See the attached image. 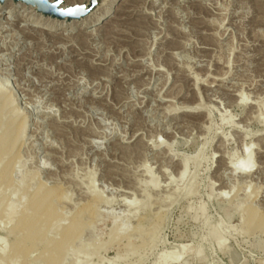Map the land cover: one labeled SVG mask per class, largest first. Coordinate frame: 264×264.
<instances>
[{"label": "rangeland", "instance_id": "obj_1", "mask_svg": "<svg viewBox=\"0 0 264 264\" xmlns=\"http://www.w3.org/2000/svg\"><path fill=\"white\" fill-rule=\"evenodd\" d=\"M89 3L63 0L59 9ZM30 7L0 2V87L28 121L13 180L36 176L67 194V219L93 204L92 190L101 195L106 204L90 209L81 242L93 249L103 241L104 264H156L182 252L172 264L264 263V236L243 235L239 223L245 208L264 212V0H99L71 21ZM105 9L104 22L91 26ZM247 146L251 173H233L229 164L245 160ZM191 179L196 197L184 198ZM131 200L138 209L124 205ZM163 220L151 251L117 258L127 250L124 241L109 244L117 225L130 224L137 247ZM140 222L145 239L134 233ZM2 227L0 238L10 226Z\"/></svg>", "mask_w": 264, "mask_h": 264}, {"label": "bare ground", "instance_id": "obj_2", "mask_svg": "<svg viewBox=\"0 0 264 264\" xmlns=\"http://www.w3.org/2000/svg\"><path fill=\"white\" fill-rule=\"evenodd\" d=\"M32 7L33 9H37V7ZM11 8L12 7H10V9ZM29 8L31 7L29 6ZM109 13L110 9H105V11H103L91 22V26L102 24ZM42 27L53 30V26L50 25H43ZM79 30L80 29H78L77 31ZM66 31H74V28L67 27ZM13 96L14 95H12L10 92L8 93L7 89L5 90V88L3 89V87H0V229L2 225L5 226L4 228L10 226L6 229V237L0 238V264H104V260L102 261V259H100V254L104 249L103 241L102 245L100 243L101 246L98 245L93 249V245L91 246V249H88L86 247L88 245L83 246L84 244H82L81 242L83 233L85 232L86 228L92 225L91 220H87V218L91 217L90 214L92 211H95L97 209V205L99 206L100 203L106 204V200H103V198L100 197L101 195H96V193L93 192L94 190H92V188V197L94 201L93 204L78 209L71 219H67L61 212V206H63L61 205V203L65 201V199H67V194L61 192V190L58 188H50L42 182L36 181V176H33L32 178L23 176L21 183H16L13 180V173L15 172L18 165H20L18 159V150L23 141L28 122L27 119H19L17 109L13 105ZM238 99L239 103H244L247 100L242 93ZM195 109L198 112L201 111V107L199 106ZM196 110H194L193 112H195ZM197 111L195 112L196 114L198 113ZM204 112H206L207 116L211 118V114L209 112L205 110ZM230 119L228 118V120ZM228 120L227 123L230 122ZM250 147L251 146H247V155L245 156V160L235 162L233 163V165H230L228 163V167L233 173H243L246 175L251 173V169L253 167V155L252 151H250ZM190 160L192 162L193 159ZM201 161L202 160L200 156L194 158L192 163L195 167H193L196 169ZM179 165L181 169L180 177L184 178L188 172L190 162L189 160H185L179 162ZM149 172V170H145V173H148V175ZM32 181H36L35 185L31 183ZM153 181H155V179H153ZM153 181L150 182L155 185ZM91 182L93 183V180ZM191 182L193 183H190L184 190V198L185 196H190V198L191 196L194 197L197 193V183L194 184L193 180ZM32 185L34 186V188ZM15 197L17 198L16 202L13 201ZM145 199L146 201H144L143 206H146L149 202L148 198ZM124 205L127 208L132 209L133 211L135 209H138V203L136 201L131 200L130 203L127 202ZM90 209H92V211ZM190 210V207L186 208V215L190 212ZM158 213L152 214H155L156 216L158 215ZM94 214H97V212H95ZM199 214H201V210L195 212L194 219H197ZM148 217L149 215H146L144 219H148ZM239 218V223L242 224V226H240L242 227L243 235L253 236L259 233L258 235L262 234L264 236V212H260L254 207H249L248 209L245 208L240 211ZM159 219L160 218H158V220ZM155 220H157V218H155ZM164 220L162 222L159 221L160 224H151V228L149 231L150 234L147 233L149 236L145 234L149 237V239L146 240L148 242H143L141 246L137 247H134L130 243L131 237L127 234L128 227L125 228L124 226L128 222H124L125 224L120 223L119 225H117L114 233L109 236V244H113L116 241L113 244L115 245L118 241H124L126 248L123 249H127L125 253H121L122 251L118 253L117 258L119 260H122L131 256H136L138 254H142L141 257H143L146 251L149 250V248L151 249V247L153 246L152 244L155 241L157 233L160 230L159 228L162 225L161 223H163ZM208 227H210V225ZM142 230V224L140 222V224L135 228L134 233H138V237L145 239L146 236L142 234ZM210 230L211 229H209V231ZM219 234L220 233L216 228L215 230L209 232L208 237L210 239H217L218 247L221 250L226 249V245L224 246V241L221 237H219ZM4 235L5 234L3 233V236ZM119 242L117 243V245L120 247L119 244L122 243ZM105 244H108V242H106ZM109 244L108 247L105 245V247L108 249L112 248L109 247ZM106 252L107 251H105L103 254H105ZM181 254L184 255V252H182ZM202 254L203 252L201 245V250H197L195 255L200 257ZM182 255L176 257L174 255L169 256L161 254L156 264H172L179 261ZM102 257L103 255L101 256V258ZM105 262L107 263L108 261ZM107 264L115 263L110 261Z\"/></svg>", "mask_w": 264, "mask_h": 264}, {"label": "water", "instance_id": "obj_3", "mask_svg": "<svg viewBox=\"0 0 264 264\" xmlns=\"http://www.w3.org/2000/svg\"><path fill=\"white\" fill-rule=\"evenodd\" d=\"M6 0H0L4 3ZM15 2H23L28 6L37 7L38 11L46 16H51L59 20L68 19L77 20L87 16L97 5L99 0H90L88 6H75L67 9H72L71 12L59 9L62 3H58L57 0L54 3H50L48 0H14Z\"/></svg>", "mask_w": 264, "mask_h": 264}, {"label": "snow or ice", "instance_id": "obj_4", "mask_svg": "<svg viewBox=\"0 0 264 264\" xmlns=\"http://www.w3.org/2000/svg\"><path fill=\"white\" fill-rule=\"evenodd\" d=\"M58 3H63V0H57ZM67 11L71 12L72 9H66Z\"/></svg>", "mask_w": 264, "mask_h": 264}]
</instances>
